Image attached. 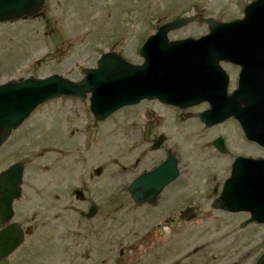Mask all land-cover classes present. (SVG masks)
Returning <instances> with one entry per match:
<instances>
[{"label": "flooded vegetation", "instance_id": "1", "mask_svg": "<svg viewBox=\"0 0 264 264\" xmlns=\"http://www.w3.org/2000/svg\"><path fill=\"white\" fill-rule=\"evenodd\" d=\"M220 67L227 76L224 111H233L237 107L227 99L237 89L240 69L231 62H222ZM55 102L59 108L79 112L82 120L81 148H68L74 132L63 136L61 161L72 159L78 168L86 159L102 157L91 152L93 139L102 134L116 171L104 177L105 169L97 167L86 173L84 181L75 175L70 179L75 180L74 187H66V181L61 187L30 189L22 184L20 197L4 211L0 198L1 254L21 239L19 247L0 258V264H30L36 240L48 249L57 248L61 264H243L245 260L255 264L264 253V223L253 221L246 212L214 205L235 159L264 158V154H254L260 148L244 138L234 118L206 126L200 115L209 109L208 103L180 109L144 101L98 122L89 113L87 100L61 98L48 104ZM134 109L136 113L129 112ZM104 125L107 136L102 132ZM7 141L0 147V174L19 162L25 172L26 162L19 159L16 143L4 151ZM30 144L29 140L24 152ZM122 144L120 155L113 154L114 147L120 150ZM244 146L250 151L244 152ZM174 163L176 178L152 195L151 202H133L129 186L135 179L158 169L171 176ZM100 179L104 181L99 185L88 186ZM160 182L151 180L150 184Z\"/></svg>", "mask_w": 264, "mask_h": 264}, {"label": "water", "instance_id": "2", "mask_svg": "<svg viewBox=\"0 0 264 264\" xmlns=\"http://www.w3.org/2000/svg\"><path fill=\"white\" fill-rule=\"evenodd\" d=\"M47 0H0V23L33 18ZM176 18L160 26L139 50L143 62L128 63L113 52L102 54L96 68L81 70L82 79L71 82L59 75L36 79H11L0 84V145L40 104L60 96L89 95L90 112L98 121L125 106L143 100L187 108L207 102L209 109L200 119L210 126L233 117L247 140L264 149V0H254L243 10V18L228 23L206 19L208 33L198 39L169 41L168 34L193 22ZM240 67L237 90L227 101L237 108L224 111L226 76L219 62ZM167 176L158 169L131 185L130 196L136 204L151 202L152 195L177 175ZM158 184L150 181L160 180ZM22 165L16 164L0 174L1 209H10L20 196ZM216 207L231 212H247L253 221L264 223V159H237L225 181ZM251 220V221H252ZM21 244L0 252L9 255ZM256 264H264V254Z\"/></svg>", "mask_w": 264, "mask_h": 264}, {"label": "rangeland", "instance_id": "3", "mask_svg": "<svg viewBox=\"0 0 264 264\" xmlns=\"http://www.w3.org/2000/svg\"><path fill=\"white\" fill-rule=\"evenodd\" d=\"M251 1L49 0L46 11L35 20L0 24V82L15 77L41 78L52 74L77 81L81 78L80 70L95 66L103 52H116L130 63L138 64L141 62L139 48L163 23L175 17L192 16L197 22L170 33L168 38L171 41L198 38L207 33L202 20L230 22L240 19L243 8ZM129 112L136 113L137 109ZM81 121L79 112L74 114L72 110L59 108L55 102L37 109L22 128L12 134L3 149L9 152L15 143L19 147L18 157L26 162L25 188L61 187L65 181L66 187H74L76 182H72L71 177L76 175L84 181L86 173L97 167L105 169L104 177L113 176L116 167L110 164V153L106 152L108 146L104 149L108 141L102 134L93 139L91 148L93 155L103 154L102 157L86 159L79 169L75 168L72 159L61 161L58 153L59 145L64 143L63 136L69 137V133L74 132L68 138V148L74 147L72 145L81 148ZM106 128L102 126V132L107 136ZM28 139L31 144L24 152ZM118 149H113L116 156L120 155L123 144ZM246 151L250 150L244 146ZM254 154L261 156L264 153L259 149ZM10 162L8 160L6 164ZM66 164L67 169L60 172ZM103 181L95 180L88 186ZM43 243L42 240L34 242L30 264H61L58 249H48ZM243 264H248V260Z\"/></svg>", "mask_w": 264, "mask_h": 264}]
</instances>
